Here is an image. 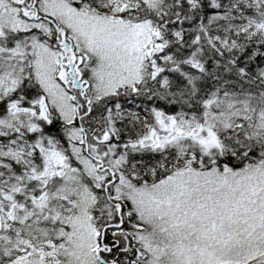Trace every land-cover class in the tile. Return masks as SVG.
I'll return each instance as SVG.
<instances>
[{"label":"snow or ice","instance_id":"6c2138e0","mask_svg":"<svg viewBox=\"0 0 264 264\" xmlns=\"http://www.w3.org/2000/svg\"><path fill=\"white\" fill-rule=\"evenodd\" d=\"M0 264H264V0H0Z\"/></svg>","mask_w":264,"mask_h":264}]
</instances>
